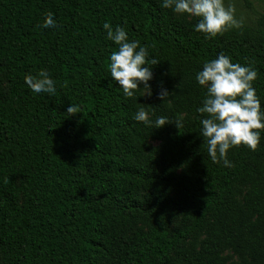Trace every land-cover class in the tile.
<instances>
[{"label": "trees", "instance_id": "trees-1", "mask_svg": "<svg viewBox=\"0 0 264 264\" xmlns=\"http://www.w3.org/2000/svg\"><path fill=\"white\" fill-rule=\"evenodd\" d=\"M161 3L0 0V264H264V132L213 163L195 80L223 53L255 68L264 108V13L205 38ZM106 22L159 61L152 95L125 98L110 77ZM40 71L55 96L25 83ZM139 107L183 126H145Z\"/></svg>", "mask_w": 264, "mask_h": 264}, {"label": "clouds", "instance_id": "clouds-1", "mask_svg": "<svg viewBox=\"0 0 264 264\" xmlns=\"http://www.w3.org/2000/svg\"><path fill=\"white\" fill-rule=\"evenodd\" d=\"M161 6L174 14L198 17L194 30L203 33L205 38L243 27V21L237 18L236 8L231 0L227 5L225 0H162ZM41 27H57L52 13L45 14ZM103 28L107 33L106 39L118 46L109 57L108 71L124 97L133 98L140 89L144 90L142 96L152 95L148 81L153 78L152 65L159 61L155 57L149 58L148 46L129 39L123 27L113 28L106 22ZM256 79L257 71L254 67L250 64L232 63L231 58L223 53L204 61L202 68L196 72V82L205 88L202 106L196 109L204 115L200 119L199 135L203 138L207 155L213 163L223 162L224 167H232L228 159L231 148L244 145L255 150L260 143L264 132V108L253 86ZM24 80L35 94H57L56 83L45 71H40L36 77L28 74ZM169 95L167 89H162L158 94L162 100ZM66 113L73 116L77 113V106L70 104ZM133 119L155 129L168 123H174L179 129L183 126L184 117L177 116L175 122L170 121L167 116H159L153 120L149 110L139 107Z\"/></svg>", "mask_w": 264, "mask_h": 264}, {"label": "rangeland", "instance_id": "rangeland-1", "mask_svg": "<svg viewBox=\"0 0 264 264\" xmlns=\"http://www.w3.org/2000/svg\"><path fill=\"white\" fill-rule=\"evenodd\" d=\"M228 2L229 0H225L226 5ZM231 2L235 5L237 18L243 23H251L257 14L264 13V0H231Z\"/></svg>", "mask_w": 264, "mask_h": 264}]
</instances>
